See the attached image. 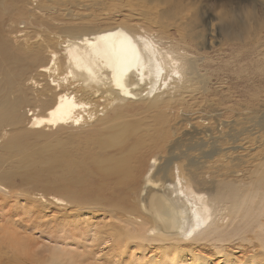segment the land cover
<instances>
[{"label": "bare ground", "instance_id": "1", "mask_svg": "<svg viewBox=\"0 0 264 264\" xmlns=\"http://www.w3.org/2000/svg\"><path fill=\"white\" fill-rule=\"evenodd\" d=\"M100 2L121 8L114 14L121 23L69 29L64 22L57 26L61 34L51 36L57 33L52 29L56 18L44 14L49 6H42L40 0H15L17 11L28 16L26 27L0 22V210L23 200L24 208L34 210L33 218L41 219V224L44 217L55 222L58 217H74L73 223L59 225L67 232L54 245L38 252L31 243L18 239L17 230L8 225L18 221L8 220L0 212V264H214L213 258H204L193 248L197 241H213L212 247L220 255L231 250L247 252L242 243L239 249L231 248L215 236L225 233L237 214L264 216V194L258 196V189L264 187L256 186L264 185V169L254 172L248 197L232 186L226 187L227 193L213 194L190 182L194 170L213 167L214 154L224 152L223 148L243 147L225 146L228 140L235 143L232 133L239 127L222 119L224 110L216 104L199 102L179 110V118L183 115L180 123L171 125L165 120L157 127L155 122V112L163 103L183 93L184 82L192 79L188 69L197 60L191 48L164 49L155 33L145 29L144 23L152 22L171 36L168 31L175 26L170 23L175 16L164 8L167 2ZM262 8L264 12V5ZM64 14L74 21L93 19L74 11ZM251 15L256 14L252 11ZM44 23L51 25L49 31L40 33L29 27ZM210 25L207 34L193 37L197 52H205L204 48L217 44L223 35H233L229 26L219 38L216 26ZM196 38L204 40L201 46ZM140 101L146 102L144 112L133 111L130 115L137 116L132 118L122 113L129 102ZM147 113L152 114L151 127L142 126ZM180 133L186 138L173 136ZM148 150L152 153L147 156ZM143 155L148 158L149 171L134 191L137 202L133 205L128 203L131 192L118 194V189H134ZM14 157L17 162L4 166ZM246 175L241 173L242 181ZM91 183L94 193L81 198V191ZM16 184L24 188L21 193ZM108 189H113L109 195L105 193ZM105 202L110 210L102 206ZM118 207L123 215L113 216ZM97 212H112L111 224L97 233L101 234L100 244L110 240V255L83 250L77 238L85 232L70 228ZM116 218L124 222L117 230ZM255 234H262L264 254V223ZM148 244L161 256L152 254L146 259ZM125 250L130 262L122 257ZM188 256L191 262H187Z\"/></svg>", "mask_w": 264, "mask_h": 264}, {"label": "rangeland", "instance_id": "2", "mask_svg": "<svg viewBox=\"0 0 264 264\" xmlns=\"http://www.w3.org/2000/svg\"><path fill=\"white\" fill-rule=\"evenodd\" d=\"M100 1L101 0H40L42 6H49V8L44 7V14L49 13L50 17L56 18L57 23L52 25V29L53 32L57 33L51 36L61 34V30H59L57 26L64 22L67 25L66 28L69 29H80L83 28V26L90 25L93 27L105 28L121 23L120 20L114 17V14L118 10H121V8L113 4L104 5ZM164 1L167 2L164 8L167 9L168 14L170 16H175V19H171L170 21L171 24H175V26L169 28L168 34L171 36H166L165 33L152 22H145V29L155 33L157 39H159L160 45L164 49H171L174 47L177 50L191 48L197 60L196 62H191L193 68L188 69V72L192 75V79L187 81V83L184 82L183 93L177 94L174 100L168 98L163 103L161 110L155 112L157 115V118H155L156 125L157 127L162 126L165 120H168L167 122L171 125L180 123V120L183 119V115L179 118V110L182 108L186 109L187 105H192L194 102H199L203 105L214 103L217 109L219 108L222 112L224 110L221 118L230 120L229 122L232 121V123L235 122L232 125L234 127L236 126V129L239 127V130H234L232 133V137L236 139L235 143L228 140L225 146L243 145V149L223 148L224 152L214 154L216 163L213 167L194 170V173L190 175L192 179L190 182L194 183L199 189H205V191L213 194H217L218 191L227 193L228 190H226V187L232 186L234 189L236 188V191H243L242 193L244 195H239L246 196L248 194L247 190L252 189L248 187L255 182L254 172L264 169V12L262 8L264 0ZM191 2L195 4L193 5ZM251 3L257 6L255 5L256 7L253 8L254 5ZM13 6L15 7V0H3L0 5V22L4 21L3 24L5 25L8 23H16L19 28L26 27L28 16L25 15V12L17 11L18 9L16 7L13 8ZM122 7L124 8L125 6ZM127 9V7L124 8V10ZM128 10L127 12H129ZM68 11L90 14L93 19H82L80 21L70 20L66 17V14H64ZM252 11L255 12V17L251 15ZM179 19L180 21L176 22ZM164 20H166V18ZM208 24L210 26H212V24H214V27L216 26V32L219 38L225 33L224 31L227 30L229 26L230 29L233 30V35H223L221 39H218L217 44H213L215 47L210 45V47H207L209 49L206 50V48H204L205 52H197L194 47L195 41L193 37L196 34H207L209 32L207 30L209 28ZM50 26V24L44 23L41 26L39 24H32L29 27L37 29V31L40 30L39 32L41 33L47 30V28L49 31ZM175 27H177V29H175ZM133 30L137 33L140 31L138 26H135ZM53 39V41L56 40L54 37ZM196 40L199 42V46H201L200 42L204 41L200 38H196ZM188 77L189 76L186 75V79ZM193 95H195L194 98L192 97ZM28 97L34 101V96L32 94H29ZM129 103L130 104L124 106L122 110V113L128 114L129 118L137 116H131V112L136 111L141 113L146 109V107L143 106L146 103L144 101ZM34 106L35 104L33 107ZM140 107L142 108L140 109ZM181 114L183 113L181 112ZM110 115H113V113ZM151 116V113H147L143 116L142 126L151 127L153 125ZM167 129H169V126H167ZM180 131L181 130H179V132ZM173 136L180 139L186 138L183 133L178 134V136ZM185 142L187 144L189 143L187 140ZM205 149L208 150V148ZM145 153L148 156L152 151L148 150ZM17 159L18 157L7 159L4 166L9 163L17 162ZM143 159L144 161L139 168V176L133 181V184L135 183L134 189L128 190L125 187L118 189V194L123 191H125V194L131 192L132 196L129 198L131 202L129 201L128 203L133 205L137 202L135 201L134 191L144 182V178L148 176L149 167L146 164L148 163V158L143 155ZM242 172L247 173L243 181L241 178ZM156 175L155 177L161 178L159 174ZM197 179H200L201 182L198 183ZM129 184L130 183H128V185ZM242 185H244V187L241 188L244 190H239L238 187ZM94 186L95 184L91 183V186L84 187L81 191L82 193L80 192V197L84 198L94 193L95 189L90 190V188L93 189ZM256 186L264 187V185ZM14 187L19 193L24 190V188H18L21 187L18 184ZM111 191H113V189H108L105 193L109 195ZM262 194H264V188H259L258 196ZM24 203L23 200H19L15 203V206L8 205L0 210V212H2V215L7 217L8 220L12 219L18 221L17 224L11 225L8 223V225L17 230L16 235L18 239L31 243L32 247L38 252H43L45 249L47 250V248L55 244V241L58 240L57 237L67 232L66 228L62 226L59 227L61 223H73L74 221V217H58L56 222L48 220V217H44V223L41 224V219L33 218L36 214L34 210H26L24 208L26 204ZM102 206L107 209L110 208L107 202L102 204ZM117 209L118 211H112L114 214L113 216H122L123 213L121 208L118 207ZM112 212L103 214L97 212V214L93 215L91 218L85 217L89 218L88 220H85V218L83 219V221L87 223L79 220L77 224L74 223L72 227H70L76 228V232H85L82 236L77 238V241L82 244L83 250H90L91 248V251L98 255H108V253L110 255L111 251L107 248V246L111 244L110 240L100 244L98 237H101V234L98 235L97 233L104 232L111 221L109 217ZM113 221L115 222L114 228L116 230L124 223L117 218ZM261 222L264 223V216L262 215L248 217L242 213L237 214L234 216V220L225 229V233H220L215 236L216 239L221 238L224 240V243L231 248L239 249L238 246L242 243L247 252H234V250H231L225 255H220L217 254L216 250L212 247L213 241H197L193 244V248L198 249L200 256L204 258H213L212 263L214 264H231V260L244 264H254V262L255 264H260L262 261L264 263V254L260 248L262 234H255ZM2 223L4 224L5 221L1 222V224ZM83 227L84 229L81 230ZM247 237H251V239ZM254 245L256 246L253 247ZM147 248L149 250L146 259L152 254L159 253V250L151 248L150 244L147 245ZM141 252L142 251L136 254L140 255ZM241 253L242 256L238 257ZM160 256L161 254L159 253L158 257ZM122 257L125 261L130 262L127 250H125ZM186 260L187 262H191L190 256H188Z\"/></svg>", "mask_w": 264, "mask_h": 264}]
</instances>
